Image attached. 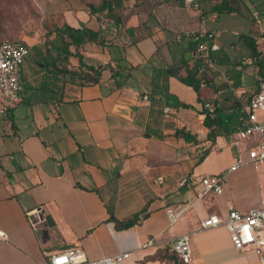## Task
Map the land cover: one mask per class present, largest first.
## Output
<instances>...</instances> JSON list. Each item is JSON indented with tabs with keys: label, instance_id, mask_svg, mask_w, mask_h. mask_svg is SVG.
<instances>
[{
	"label": "crops",
	"instance_id": "crops-1",
	"mask_svg": "<svg viewBox=\"0 0 264 264\" xmlns=\"http://www.w3.org/2000/svg\"><path fill=\"white\" fill-rule=\"evenodd\" d=\"M199 1L196 8L184 0H124L119 25L104 13L68 12L67 24L103 37V45L85 42L79 51L83 63L102 67L96 83L71 75L73 56L64 63L62 52L29 48L20 100L0 115V264H47L48 255L75 246L90 258L131 251L120 264H176L151 256L182 233L192 264H264L252 249H235L223 225L199 227L210 213L245 210L264 196V162L229 169L235 131L212 145L203 125L204 102L232 113L256 88L261 74L243 35L258 45L264 0ZM200 29L214 34L216 71L195 89L166 71L202 78L192 39ZM183 131L197 142L185 141ZM215 173L224 177L223 192L196 198L190 176ZM177 203L181 212L170 223L166 208ZM133 214V225L116 228ZM148 239L154 245L140 248Z\"/></svg>",
	"mask_w": 264,
	"mask_h": 264
},
{
	"label": "built area",
	"instance_id": "built-area-1",
	"mask_svg": "<svg viewBox=\"0 0 264 264\" xmlns=\"http://www.w3.org/2000/svg\"><path fill=\"white\" fill-rule=\"evenodd\" d=\"M196 8L199 0H184ZM256 22L261 20L255 15ZM196 42V52L200 63L195 71L201 75L200 85L205 84L216 67L211 60V51L217 47L214 45V34L208 30L200 29L192 34ZM29 53V46L20 41L0 40V115H6L20 100L23 89L20 78V68L24 58ZM146 98V96H144ZM216 105L206 101L203 103L205 111L213 112ZM244 116L241 126L231 136L230 146L236 149L235 158L229 169H235L243 163H249L258 169L264 162V77L258 79L255 90L242 105ZM241 142L244 144L240 146ZM190 182L196 198H204L207 195H218L224 190V177L221 173L191 175ZM158 177V181H161ZM184 179L181 184H184ZM180 203L166 208L170 223L176 221L181 212ZM223 225L229 235L232 246L235 249H252L264 261V196L259 202L245 210L229 208L225 215L220 216L210 213L200 219L199 227L209 229ZM153 239L141 243L140 248L153 246ZM169 249L176 253L177 258L183 264H192V251L187 233H182L173 238L169 243ZM131 251H117L113 254L102 255L96 258L88 257L80 246H75L48 255L47 264H120L130 256Z\"/></svg>",
	"mask_w": 264,
	"mask_h": 264
},
{
	"label": "trees",
	"instance_id": "trees-1",
	"mask_svg": "<svg viewBox=\"0 0 264 264\" xmlns=\"http://www.w3.org/2000/svg\"><path fill=\"white\" fill-rule=\"evenodd\" d=\"M124 0H98L96 3L89 2L87 3L88 10L91 14L99 17L100 13H104L107 17L111 18L112 21L119 25L122 22V5ZM54 31L57 32L61 38V45H55L57 51L64 53V57L61 58V61L64 63L68 62L69 56H74L77 58L78 67L74 69L71 67L68 71L71 72V75L76 76L80 79H83V82L87 83H96L98 82L102 67H94L92 65H87L83 63L80 48L85 44V42H94L100 45L104 44L103 37H101L99 30H93L91 28L80 25L78 27L71 26L66 22L61 26H56ZM65 37V39H64ZM244 41L247 47L251 50L253 56L256 57V64L258 71L261 74L260 78L264 77V56H261V53L258 49V45L255 42V38L249 34L243 35ZM9 40V39H6ZM12 40V39H10ZM65 40V41H64ZM18 41V40H14ZM25 44L23 41H20ZM65 42V44H63ZM73 47V50L69 48ZM59 54V53H58ZM63 72L66 69H62ZM167 74L177 75L178 78L188 85H192L195 89L199 88L200 80L195 78L192 71H188L185 75H179L175 69H168ZM184 107H190L187 104H182ZM244 112L242 111V106L238 103L235 106V110L232 113H224L222 108L215 107L213 112L205 111L203 125L208 129L206 139L210 144H214L216 137L219 135H228L231 132L236 131L242 122ZM178 131H176V134ZM183 137L187 142H197V139L194 135H191L189 131H183ZM209 148L204 149L203 152L198 155L196 162L201 161L203 156L208 152ZM137 214H133L130 217L124 220H116V228H126L133 225L137 220ZM170 249H164V252L158 251L151 258H171L176 264H183L178 260L177 255Z\"/></svg>",
	"mask_w": 264,
	"mask_h": 264
},
{
	"label": "rangeland",
	"instance_id": "rangeland-1",
	"mask_svg": "<svg viewBox=\"0 0 264 264\" xmlns=\"http://www.w3.org/2000/svg\"><path fill=\"white\" fill-rule=\"evenodd\" d=\"M97 1L0 0V40L23 41L29 48H32V54L37 53L35 47L43 51L57 52L54 46L61 45V38L54 31V28L65 23L68 12L75 13L80 9L88 10L86 4L89 2L96 3ZM258 13L257 10L252 16H258ZM259 28V31L256 30V33L259 34L258 45L260 49L264 50V22L261 23ZM69 49L73 50V47ZM71 59L73 63L69 61V67H78L77 58L73 56ZM2 119L0 118V120ZM259 173L261 174V172ZM262 181L263 179L260 177V183L257 182V187L263 183ZM251 184H254L253 178L251 179Z\"/></svg>",
	"mask_w": 264,
	"mask_h": 264
}]
</instances>
